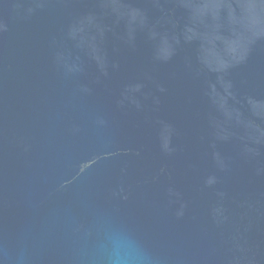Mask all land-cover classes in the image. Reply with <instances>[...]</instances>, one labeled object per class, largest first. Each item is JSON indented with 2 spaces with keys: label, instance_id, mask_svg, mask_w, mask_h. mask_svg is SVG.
Instances as JSON below:
<instances>
[{
  "label": "water",
  "instance_id": "water-1",
  "mask_svg": "<svg viewBox=\"0 0 264 264\" xmlns=\"http://www.w3.org/2000/svg\"><path fill=\"white\" fill-rule=\"evenodd\" d=\"M0 264H264V0H0Z\"/></svg>",
  "mask_w": 264,
  "mask_h": 264
},
{
  "label": "clouds",
  "instance_id": "clouds-1",
  "mask_svg": "<svg viewBox=\"0 0 264 264\" xmlns=\"http://www.w3.org/2000/svg\"><path fill=\"white\" fill-rule=\"evenodd\" d=\"M113 247L117 262L124 259L123 257L120 256L121 241L119 240V238L113 240Z\"/></svg>",
  "mask_w": 264,
  "mask_h": 264
}]
</instances>
